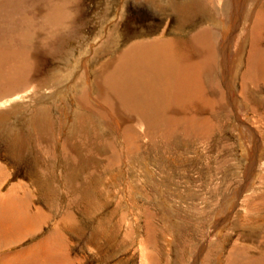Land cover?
Wrapping results in <instances>:
<instances>
[{"label":"rangeland","instance_id":"obj_1","mask_svg":"<svg viewBox=\"0 0 264 264\" xmlns=\"http://www.w3.org/2000/svg\"><path fill=\"white\" fill-rule=\"evenodd\" d=\"M261 3L70 0L31 71L0 85V264H264V89L242 85ZM202 30L214 55L199 85L219 105L198 110L200 131L169 140L142 115L125 130L97 102L103 66Z\"/></svg>","mask_w":264,"mask_h":264},{"label":"bare ground","instance_id":"obj_2","mask_svg":"<svg viewBox=\"0 0 264 264\" xmlns=\"http://www.w3.org/2000/svg\"><path fill=\"white\" fill-rule=\"evenodd\" d=\"M68 4L70 0H0V85L31 71L29 64L41 43L50 45L51 40L59 36V31L69 24ZM223 23L220 26L226 31L228 28ZM263 24L264 21L260 20L251 24L252 53L255 54L249 58L242 78L244 89L249 87L256 95L263 93L264 89V54L255 50L264 35ZM213 37L207 30H202L189 45L177 41L136 44L116 61L102 67L95 84L98 88L97 102L110 105L125 130L130 128L129 118L140 119L142 115L147 117V122L141 123L163 127L167 129L165 132H171V128L176 127L174 132L181 133L185 125H190L193 133H197V129L200 131L205 123L198 110H214L219 105L216 100L212 102L204 95L199 85L201 74L212 63ZM193 43L195 54L200 56L196 61L189 52ZM35 70L37 67L33 68L32 75ZM258 73L263 75H260L262 79L257 76ZM32 75L22 77L25 80L21 86L30 83ZM84 101V97L80 98L81 106H84ZM191 106L193 111L186 112ZM120 113L122 116H119ZM168 133L164 136L170 137ZM7 258L4 257L2 264H10Z\"/></svg>","mask_w":264,"mask_h":264},{"label":"crops","instance_id":"obj_3","mask_svg":"<svg viewBox=\"0 0 264 264\" xmlns=\"http://www.w3.org/2000/svg\"><path fill=\"white\" fill-rule=\"evenodd\" d=\"M260 2H261V1H260ZM263 2H264V0H262V3H263ZM262 3H261V4H262ZM255 20H256V21H259V20H260V21H264V12L261 11L260 13H258V14L256 15ZM263 37H264V35L261 36L260 40H261ZM255 50H257V51H256L257 53L262 52V53L264 54V49L261 48V47L259 46V44H257V45L255 46ZM189 52H190V51H189ZM252 52H253V50H252V46H251V49H250V51H249V56H248L249 58L254 56L255 53H252ZM246 65L248 66V60H247V62H246ZM25 222H27V221H25ZM24 225H25V224H24ZM5 227L7 228V229H6V232H10V228H11V227H8V226H5ZM6 240L9 241L10 239H6ZM4 257H6V256H4ZM4 257H3V259H4ZM7 257H8V256H7ZM44 257H45V256H43L42 260L45 259L47 256H46L45 258H44ZM3 259H2V260H3ZM47 260H48V258L46 259V261H47ZM33 262H35L34 259H33ZM39 262H40V261H39ZM1 264H2V263H1Z\"/></svg>","mask_w":264,"mask_h":264}]
</instances>
